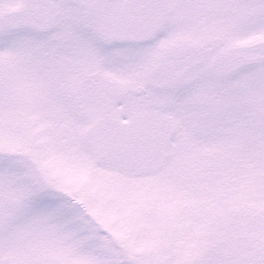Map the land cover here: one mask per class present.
<instances>
[{
  "label": "snow or ice",
  "instance_id": "snow-or-ice-1",
  "mask_svg": "<svg viewBox=\"0 0 264 264\" xmlns=\"http://www.w3.org/2000/svg\"><path fill=\"white\" fill-rule=\"evenodd\" d=\"M0 264H264V0H0Z\"/></svg>",
  "mask_w": 264,
  "mask_h": 264
}]
</instances>
